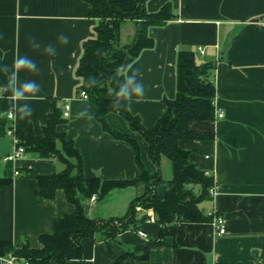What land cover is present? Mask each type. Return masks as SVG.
Segmentation results:
<instances>
[{"label": "crops", "instance_id": "obj_1", "mask_svg": "<svg viewBox=\"0 0 264 264\" xmlns=\"http://www.w3.org/2000/svg\"><path fill=\"white\" fill-rule=\"evenodd\" d=\"M166 3L175 17L149 27L154 45L129 64L128 74L139 70L138 80L145 86V95L132 103L130 111L139 115L147 128L156 124L166 109V99L177 94L181 49H195L199 63H213L215 118L189 123L190 129L211 137L179 141L190 151V159L214 178V194L199 203L212 219L168 224L143 219L115 239L99 234L95 238L81 236L83 258L65 264H114L124 255L121 264H264V0H147L146 9L156 12ZM89 8L87 0H0V68L8 65L11 69L14 57L27 56L37 64L39 74L21 70L19 81L34 80L41 86L36 98L28 101L32 116L13 121L23 133L42 136L52 104L63 109L68 103L69 116L58 130L74 140L84 175L132 179L141 173L133 146L106 131L95 116L97 105L79 94L82 79L76 69L84 41L96 35L99 22L85 15ZM62 33L69 37L66 45L58 41ZM135 35V22L127 21L122 26L121 43L132 41ZM33 37L41 45L38 50L30 43ZM49 44L56 48L54 56L43 51ZM6 83L7 76L0 71V86ZM2 95L0 113L10 107L9 93ZM84 109L92 120L77 115ZM108 120L137 139L145 166L155 172L143 136L132 131L118 113H109ZM13 121L0 116V138L10 137ZM64 168L57 156L45 157L33 150H26L17 160L0 161V257L24 244L42 247L40 236L53 231L55 219L75 210L62 188L53 199L39 193L38 178ZM144 190L145 184L140 182L114 189L103 199L96 194L94 200L80 196L89 205V216L110 218L123 215ZM139 212L141 219L143 212ZM217 216L225 220V234L217 231ZM139 229L147 232L146 239ZM149 244L148 256L140 257ZM17 264L29 263L18 258Z\"/></svg>", "mask_w": 264, "mask_h": 264}, {"label": "trees", "instance_id": "obj_2", "mask_svg": "<svg viewBox=\"0 0 264 264\" xmlns=\"http://www.w3.org/2000/svg\"><path fill=\"white\" fill-rule=\"evenodd\" d=\"M90 8L85 15L99 19L96 35L88 38L83 44V53L76 73L82 79L79 86L87 92L88 98L97 105L96 118L103 128L117 139L129 142L136 154L137 163L141 169L139 176L132 179H101L88 178L83 173V162L74 140L64 131L58 130V125L65 122L64 108L52 104L49 119L43 127L44 134L35 136L23 133L18 127L16 134L20 145L25 150H33L41 156H57L65 163V168L52 175L40 176L39 193L42 197L53 199L57 189H64L67 198L75 204L71 214L57 217L53 231L40 236L42 247L34 248L24 244L12 248L11 252L17 258H23L29 264H65L72 258L82 259L84 251L78 238L87 236L95 238L99 234L104 239H115L120 232L129 227L137 226L148 214L142 213L138 219L136 204L144 209L152 208L155 219L162 224L177 221L199 222L211 220L199 203L208 198L210 188L214 186V178L199 168L190 159V151L180 145V140L206 139L209 133L197 132L189 127L192 120H213L215 118L214 97L216 87L212 78L213 63H199L195 49H181L177 62V94L175 98L166 99V109L152 128H147L139 115L121 108L120 114L128 123L130 129L143 136L148 143V156L157 167L150 172L141 157L139 142L130 133L119 130L108 120L109 113L115 112L111 107L112 99L109 89L117 87V81L123 80L117 74L120 65H129L140 52L154 45V39L149 35L151 25H161L173 19L175 14L170 3L164 4L156 12H148L147 0H87ZM127 21L136 24V35L129 45H121L122 26ZM99 50V52H98ZM96 77L98 83L89 84V79ZM162 157L171 161L172 176L164 178L161 174ZM140 182L153 185L152 191L143 197L131 201L127 213L110 218H94L85 210L81 194L91 198L96 194L103 199L114 189H123ZM167 183L168 193L164 200L158 194L157 186ZM199 186V190H196ZM146 252L140 257H147ZM125 256V255H124ZM124 256L117 257L114 264H121Z\"/></svg>", "mask_w": 264, "mask_h": 264}, {"label": "clouds", "instance_id": "obj_3", "mask_svg": "<svg viewBox=\"0 0 264 264\" xmlns=\"http://www.w3.org/2000/svg\"><path fill=\"white\" fill-rule=\"evenodd\" d=\"M58 41L66 45L69 42V37L62 33L58 36ZM30 43L34 50H38L41 47L34 37L31 38ZM43 51L45 54L52 56L56 54V48L51 44L45 46ZM130 69L131 65H120L116 71L118 75H122L124 78L122 81H117L116 88L109 89V97L112 99L111 107L117 113L122 107L126 110H131L132 103L145 95V86L138 80V76H140L139 70L132 71L131 74H128ZM21 70L39 74L37 64L27 56L21 57L17 55L14 57L11 69L8 65L0 68V71L7 76V83L0 86V98H4L3 93H9L6 98L10 101V107L0 113V116H5L9 119L27 120L33 114V110L28 101L36 98L37 94L41 91V86L34 80L20 83L19 72ZM97 83L96 77L89 79L90 85L94 86ZM77 115L81 118L87 117L88 120L94 118L88 109L81 110Z\"/></svg>", "mask_w": 264, "mask_h": 264}, {"label": "built area", "instance_id": "obj_4", "mask_svg": "<svg viewBox=\"0 0 264 264\" xmlns=\"http://www.w3.org/2000/svg\"><path fill=\"white\" fill-rule=\"evenodd\" d=\"M198 50L200 53H202V54L204 53L203 47L199 46ZM79 94L83 98H88L87 92L83 89H81L79 91ZM69 109H70V105L68 103L65 104L64 105V116L65 117L69 116ZM222 116H223V113L222 112L219 113V117H222ZM10 120L13 121L14 119H10ZM16 129H17V126L13 121L12 124L10 125L9 129H8V134L10 136L9 138L11 140V147H10L9 153L6 156H4L2 159L4 161L17 160L18 158L23 156V154L26 151L25 148L22 145H20V139L16 134ZM18 173H19V171H16V174H18ZM214 191H215V186H212L210 188V193L214 194ZM91 198L94 200V199H96V196L93 195ZM137 210L141 211L143 213H147L148 214V217H147L148 221H154L155 220V215H154V211L152 208L144 209L141 206H138ZM214 221H215V225L217 227L218 233L219 234H225L227 232V229L225 226L224 218L222 216H217ZM138 233L141 237H143L145 239L148 237L147 232L142 230V229H139ZM17 259H18L17 256L11 252V253H8L7 255L0 257V264H17Z\"/></svg>", "mask_w": 264, "mask_h": 264}, {"label": "water", "instance_id": "obj_5", "mask_svg": "<svg viewBox=\"0 0 264 264\" xmlns=\"http://www.w3.org/2000/svg\"><path fill=\"white\" fill-rule=\"evenodd\" d=\"M11 147V140L9 137L0 138V161L9 153ZM158 194L161 200H164L168 193V185L167 183H160L157 186ZM85 210L88 212L89 205L84 202Z\"/></svg>", "mask_w": 264, "mask_h": 264}, {"label": "rangeland", "instance_id": "obj_6", "mask_svg": "<svg viewBox=\"0 0 264 264\" xmlns=\"http://www.w3.org/2000/svg\"><path fill=\"white\" fill-rule=\"evenodd\" d=\"M132 41H130L128 43H121V45H124V46L129 45ZM161 168H162L163 176H165V177H167V176H170L171 177L172 176L171 161L167 157H164V160H163V162L161 164ZM141 183L145 184V190H144V192H142L141 194H139L140 197H143V196H146V194L150 193V191H152L153 185H150L149 187H147V184L146 183H144V182H141ZM139 196H137V197H139ZM137 197H135V198H137ZM138 206H140V204L137 203L136 204V209H138ZM126 213H127V211L123 215H125Z\"/></svg>", "mask_w": 264, "mask_h": 264}]
</instances>
